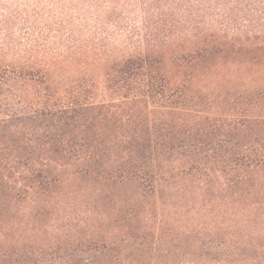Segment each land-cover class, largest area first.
Segmentation results:
<instances>
[{"label": "trees", "instance_id": "16d2710c", "mask_svg": "<svg viewBox=\"0 0 264 264\" xmlns=\"http://www.w3.org/2000/svg\"><path fill=\"white\" fill-rule=\"evenodd\" d=\"M3 1L0 264H264V0Z\"/></svg>", "mask_w": 264, "mask_h": 264}, {"label": "rangeland", "instance_id": "374dc122", "mask_svg": "<svg viewBox=\"0 0 264 264\" xmlns=\"http://www.w3.org/2000/svg\"><path fill=\"white\" fill-rule=\"evenodd\" d=\"M16 0H4L3 2H9L12 3ZM20 1H23V2H26L27 4H33L34 2H36V0H20ZM63 2H69V0H62ZM14 4V3H13ZM15 32L16 34H23V31H21V29H19L18 27L15 28Z\"/></svg>", "mask_w": 264, "mask_h": 264}]
</instances>
